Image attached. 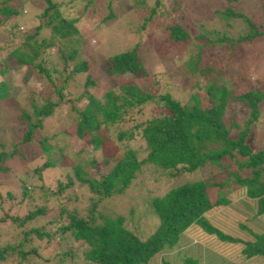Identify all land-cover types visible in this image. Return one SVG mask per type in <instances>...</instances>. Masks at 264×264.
I'll use <instances>...</instances> for the list:
<instances>
[{
	"label": "rangeland",
	"instance_id": "rangeland-1",
	"mask_svg": "<svg viewBox=\"0 0 264 264\" xmlns=\"http://www.w3.org/2000/svg\"><path fill=\"white\" fill-rule=\"evenodd\" d=\"M22 1L21 15L4 19L0 12V55L18 48L25 37L45 20L41 18L47 6L44 0ZM52 1L64 19L77 18L79 31L78 36L69 38L78 56L70 62L66 61L68 69L62 77L70 75L73 66L80 61L87 63L88 71L73 74L62 90L65 94L63 102L44 119L35 117L32 107H40L47 99L56 103L58 97L54 88H59L61 82L57 81L54 86L47 84L45 79L33 73L32 66L29 69L17 66L15 72L0 77V80H6L9 91L8 98L0 102V153L7 156L1 164V168L7 171L0 173V247L15 248L1 264H19L21 251L35 248L39 256L30 255L23 264H86L84 243L69 237L62 240L56 231L68 222L65 216L72 211L84 218H93V225H102L105 216L123 217V226L145 240L160 225L152 211L151 200L163 197L172 188L197 181L228 183L221 189L230 199L228 206L205 216L216 232L194 224L180 236L175 248H166L164 255L154 257L150 264H161L162 259L165 264H184L187 260L196 264H264V256L252 260L244 258L243 243L253 240L251 233L264 234V215H255L253 203L244 199V192L239 190L233 178L229 179L226 175L227 172L237 171L233 160L223 159V165L229 163L225 170L207 166L176 176L149 166L142 167L144 171L136 174L124 193L101 199L75 175L80 167L79 173L84 179L101 181L122 160L123 153L128 149L137 153L138 160H143L147 149L140 146L141 132L133 127L147 119L171 114L159 102L164 95H169L183 106H189L192 97L198 95L203 104H208L206 108H211L203 87L212 78L227 80V86L234 91V95L253 90L264 93V37L243 43L237 40L252 33V26L246 19L259 31H264V0L232 3L228 0H159L157 6L155 0H145L146 4L141 7L134 6L131 0ZM2 2L0 0V6ZM15 4V1L12 2V5ZM228 7L241 17L227 16ZM152 9L154 21L141 32L142 35H138L137 27ZM110 12L114 20L103 22ZM173 23L182 25L188 34L186 40L179 43L171 40L166 27ZM76 39L79 40L77 43ZM61 44L66 46L64 41ZM135 45L139 46V56L148 71L147 77L110 75L101 69L104 60ZM54 50L50 48L46 56L55 62L60 61ZM9 64L16 66L14 61H9ZM206 67L212 73L205 79L199 70ZM55 68L61 70L60 67ZM88 76L96 83L94 88L85 86ZM127 82L149 94L153 102L129 108L121 128L132 132L131 139L122 143L114 141L111 139L114 128L111 131L107 127L102 128L98 134L102 135L103 131L108 141L100 143L97 152L93 151L73 132L71 125L76 122L75 114L83 110L87 102L88 117H92L97 108H101L98 112L106 110V94ZM85 91L91 98L72 104V100ZM258 109L259 116L252 122L250 110L243 103L229 100L223 116L225 125L230 128L231 138L249 129L245 143L253 153L264 148V97ZM22 112L30 115L33 121L41 119V127L32 126L29 129L30 141L22 142L28 131V120L21 115ZM247 121L250 123L246 124ZM92 134L95 135V132ZM42 139V143L37 144ZM91 161L100 167L94 168ZM46 163L49 167L44 168ZM240 174L246 177L249 170L245 169ZM212 176L215 179L209 180ZM59 188H63L62 191ZM39 210L44 213L29 218ZM60 214L64 216L62 224L58 220ZM36 231L49 232L52 238L48 240L44 236L39 239ZM68 251L70 256L66 254Z\"/></svg>",
	"mask_w": 264,
	"mask_h": 264
},
{
	"label": "trees",
	"instance_id": "trees-1",
	"mask_svg": "<svg viewBox=\"0 0 264 264\" xmlns=\"http://www.w3.org/2000/svg\"><path fill=\"white\" fill-rule=\"evenodd\" d=\"M14 1L16 6L12 5ZM44 1L47 6L41 14V18L45 19L43 23L32 34L27 35L18 48L0 55V77L2 78L5 77L6 73L15 72L17 66H24L25 68L32 66L33 73L45 79L47 84L54 86L57 81L61 82L59 88H54L58 101L55 103L52 99H47L40 108L33 106L32 111L35 117L45 115L44 112L47 109L50 112L63 102L65 94L62 90L66 88L69 79L73 78V74L88 71L87 63L80 61L73 66V72L70 75L64 76L65 78L62 77V74L65 75L68 69L66 61L70 62L78 56L74 46H71L73 41L69 40V38L79 35L77 18L64 19L52 0ZM236 1L238 0H228L230 3ZM131 2L138 7L146 4L145 0H131ZM154 3L155 6L159 5V0H155ZM22 5V0H3L0 12L3 14L4 19L21 15ZM262 11L264 13V4L262 5ZM165 15L167 14L165 13ZM226 15L241 17L240 14L232 12L229 7L226 10ZM154 17L155 14L152 9L137 27L138 35H142L141 32L154 21ZM110 19L114 20L112 12L103 19V22ZM246 21L252 26V33L238 38L239 43L264 37V31H259L250 20L246 19ZM166 30L169 31V37L175 43L188 38L187 32L179 23L168 25ZM63 41L66 42L64 47L61 44ZM78 41L76 39V43ZM68 44L69 47H67ZM138 47V45L132 46L131 49L104 60L101 63V69L110 75L124 76L129 74L133 78L147 77L148 71L144 68ZM50 48H55L54 52L58 54L60 61L55 62L49 56H46ZM62 49L66 51H62ZM9 61H14L16 66H10ZM60 62L63 64L60 65ZM55 67H60L61 70L57 71ZM206 68L205 70H199V73L205 79L212 73L210 68ZM220 80L219 78H212L203 87L208 101L212 104L211 108H206L208 104H203L198 95L192 97L189 106H183L178 101H173L169 95L159 98L160 104L162 103V106L169 110L171 114L147 119L133 127V129L141 132L142 142L140 146L147 149L143 160H138L137 153L132 149H128L123 153L122 160L113 166L108 175L103 177L101 181L84 179L83 175L79 173V166L75 171L76 178L86 183L90 191L101 199L124 193L129 188L131 180L135 179L136 174L144 171V169L142 171V167L149 166L163 173L176 176L196 172L207 166L225 170L229 163L223 165V159L227 158L230 162L234 161L237 165V171L227 172L226 175L229 179L233 178L239 186V190L244 192V199L253 203L255 215H264V148L253 153L252 148L245 143L249 129L242 130L236 138H231L230 128L223 121L227 103L229 100H234L243 103L250 110L249 116L254 122L259 116L258 104L263 99L264 93L253 90L234 95V91L227 86V80ZM129 83L113 88L110 93L106 94V108H104L106 110L98 112L101 111V108H97V111L93 114H97V116H87L89 102L86 103L83 110H78L75 114L76 122L71 125L73 132L84 144L87 143L93 151L97 152L100 143L105 144L108 141V137L103 131L102 135L98 134L102 128L107 127L108 131L114 128L112 131L114 136L111 137L114 141L122 143L129 138L131 139L132 132L121 128V122L125 120L129 108L131 109L136 105L141 107L153 102V98L149 94ZM95 84L94 80L88 76L85 86L94 88ZM85 92L73 99L72 104L80 102L83 98L88 101L91 96L87 94V91ZM8 93L6 80L1 79L0 102H4L8 98ZM21 115L28 120V131L25 133L22 142L30 141L29 129L32 126L41 127V121L39 118L33 121L32 117L24 112ZM26 123L23 122V124ZM248 123L250 121L246 122V124ZM94 132L95 135L92 134ZM116 132H118L117 135ZM43 140L37 142V144H41ZM6 157L4 153H0V173L7 171V169L1 168V164ZM91 164L94 168L95 166L100 167L94 161H91ZM43 167H49L48 163L44 164ZM245 169L249 170V175L242 177L240 172ZM214 179L215 176L209 178V180ZM227 184L214 181L185 183L172 188L163 197L153 198L151 200L152 211L158 217L160 225L145 240L123 226V217L110 218L105 216L102 225H93V218H84L78 215L76 211L66 215L65 218L68 222L63 224L61 221L64 220V216L60 214L58 220L61 222L62 227L57 228L56 231L59 232L62 240L69 237L73 241L84 243L86 250L83 251V256L86 264H150L154 257L160 254L163 256L166 248L171 250L175 248L180 236L194 224H198L210 232H216L205 216L210 212L228 206L230 199L226 193L221 192V189ZM62 189L59 188V191H62ZM23 192L26 193V190L24 189ZM43 213V210H39L29 218ZM26 220H22L21 224ZM35 233L39 239L44 236L48 240L52 238L49 232L36 231ZM251 234L253 240L243 243L242 251L246 260L264 256V234L259 235L254 232ZM226 239L232 240L229 237H226ZM19 245H22V243H19ZM14 249V247H0V264L7 260ZM66 254L70 256L71 252L68 251ZM21 255L22 258L19 264H23V261L30 255L39 256L36 248L30 251H21ZM162 260L161 264H165ZM184 264L196 263L187 260Z\"/></svg>",
	"mask_w": 264,
	"mask_h": 264
},
{
	"label": "clouds",
	"instance_id": "clouds-1",
	"mask_svg": "<svg viewBox=\"0 0 264 264\" xmlns=\"http://www.w3.org/2000/svg\"><path fill=\"white\" fill-rule=\"evenodd\" d=\"M41 107V106H40ZM40 107H38V108H40ZM32 110H33V107H32ZM80 110H82V109H80ZM52 111H53V109H52ZM52 111H48V109L46 110V112H44V114L45 115H42V116H38L39 118H42V119H44V118H47V117H49L50 115H51V113H52ZM49 112V113H48ZM47 113V114H46ZM40 121H41V119H39Z\"/></svg>",
	"mask_w": 264,
	"mask_h": 264
}]
</instances>
